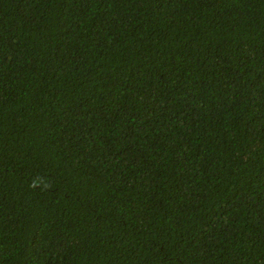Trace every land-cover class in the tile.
<instances>
[{
    "label": "trees",
    "instance_id": "1",
    "mask_svg": "<svg viewBox=\"0 0 264 264\" xmlns=\"http://www.w3.org/2000/svg\"><path fill=\"white\" fill-rule=\"evenodd\" d=\"M0 264H264V0H0Z\"/></svg>",
    "mask_w": 264,
    "mask_h": 264
}]
</instances>
